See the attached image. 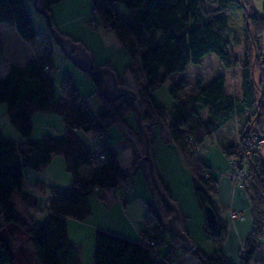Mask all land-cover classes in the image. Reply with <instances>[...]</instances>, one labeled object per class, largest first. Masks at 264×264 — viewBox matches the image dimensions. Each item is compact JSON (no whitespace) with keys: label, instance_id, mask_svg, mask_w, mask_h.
Listing matches in <instances>:
<instances>
[{"label":"trees","instance_id":"1","mask_svg":"<svg viewBox=\"0 0 264 264\" xmlns=\"http://www.w3.org/2000/svg\"><path fill=\"white\" fill-rule=\"evenodd\" d=\"M62 1L43 0L50 14L52 7ZM90 1L93 12L116 34L130 56L126 69L139 84L138 100L140 104V99L149 104L144 118H152V108L164 123L166 117L170 118L165 125L193 173L195 196L204 209L210 206L216 214V226L210 228L206 221L205 227L213 243L219 245L227 227L223 211L214 199L216 179L204 177L203 172L207 169L187 151L185 138L191 136L203 145L226 125L234 122L241 125L240 143L223 146L222 153L227 159L242 158L249 164L245 189L250 198L254 228L245 237L246 245L240 252L241 264H264L263 259H257L264 237V156L262 147L255 141L264 139L263 94L258 96L263 92L264 80V59L259 48V37L264 34V11H258L252 0ZM117 4L123 5L125 11L121 12ZM237 6L243 8L247 30L242 64L232 54L227 38L230 32L227 14ZM0 23L14 26L35 53L25 67L14 65L0 79V104L7 105L11 124L25 138L17 142L0 130V215L4 223L26 231L37 264H82L80 252L70 241L67 220L89 219L92 196L107 203L101 191L110 192L128 183L129 174L106 139L112 126H127L125 117L131 109L124 99L114 103L106 101L101 95L102 84L97 79H93L95 90L92 95L99 96L104 102L97 113L82 97L69 74L63 77L58 90L53 78V47L46 44L48 34L37 32L25 0H0ZM210 53L226 69L240 64L241 96L226 93V79L218 75L206 84L197 81L194 92L181 98L179 94L185 83L176 85L171 90L175 104L169 110L157 104L153 93L156 88L167 78L184 73L188 66L200 64ZM3 60L0 56V62ZM255 69L260 71L259 82L255 80ZM36 112L60 115L64 123L62 135L43 134L40 138L28 139L33 132L32 117ZM203 112H206V118H203ZM81 131L98 140L96 144L105 155L103 161L92 156L93 146L89 147L82 140ZM135 134L139 137L138 131ZM56 156L63 158L72 181L67 190L49 187L47 217L39 223L32 216L28 219L24 215L27 209L39 205L38 197L24 189L25 170L41 171ZM85 166L95 167L91 180L79 177ZM35 188L43 192L46 185L38 182ZM166 190L173 198L169 189ZM18 199L22 210L17 207ZM147 208L141 240H132L102 228L96 230L93 264H174L175 251L179 247L172 235L165 238L167 231L154 204H148ZM9 234L13 239L15 232L9 231ZM146 239H152L154 244H147ZM163 246L168 249L161 256L158 249ZM193 253L200 264H234L220 247L207 254L196 245ZM15 261L14 251L0 232V264H15Z\"/></svg>","mask_w":264,"mask_h":264},{"label":"rangeland","instance_id":"2","mask_svg":"<svg viewBox=\"0 0 264 264\" xmlns=\"http://www.w3.org/2000/svg\"><path fill=\"white\" fill-rule=\"evenodd\" d=\"M25 1L37 32L48 34L49 29L46 20L44 16L36 10L33 0ZM252 3L258 11H264V0H252ZM117 8L121 12L125 11L124 6L121 4H117ZM52 16L54 28L61 34L81 43L93 53L96 68L109 64L117 72L118 76H120L121 83L137 91L139 84L136 78L126 69L131 61L127 50L116 34L106 28L102 24L97 13L93 12L90 0H64L52 7ZM227 17L230 25V32L227 37L231 42L230 48L234 57L242 64L245 50V37L247 34L243 8L241 6L235 7L228 12ZM47 43H50L53 47V63L55 66L53 78L56 85L61 84L63 77L69 74L72 78V82L78 87L82 97L87 101L91 109L97 113L104 106V102L99 96L92 95L95 90L94 80L77 68L72 61L64 55L62 49L55 42L52 35H48L46 44ZM259 45L262 54L261 57L264 59V34L259 37ZM240 64L233 68L226 69L221 66L220 61L214 54H207L200 64L190 65L184 73L167 78L164 84L154 90L155 100L157 104L169 110L175 104V99L171 90L176 85L185 83V88L179 94V98H181L194 92L197 81L206 84L218 75H223L226 79V93L241 96L242 72ZM254 75L256 82H259L260 71L258 72V70L255 69ZM262 88L263 92L258 94V96L260 97L263 94L264 102V80H262ZM140 101L145 114V112H148L147 105L149 104L142 99H140ZM1 107H5L7 111L6 104H1ZM202 116L206 118V112H203ZM33 121L36 126L38 138H40L42 134L47 133L54 137H60L63 133L64 123L60 115L39 112L33 117ZM169 121H171L170 118L166 117L165 123ZM125 122L127 124V126H125L130 133L135 134L137 127L132 112L125 117ZM235 124L237 123L234 122V124H230L228 127L218 130L211 138H208L203 145H201L202 151L199 152V157L191 151L189 146H187V151L195 161L200 160L203 163L210 161L213 163L212 167L215 166L214 168H217V165L220 163H226L227 158L222 153L221 146L227 140L236 139L233 126ZM0 130L4 136L19 142L18 139L14 138L20 133L11 124L8 112L5 114L3 113V115L0 112ZM151 132L153 135L152 153L158 176L163 186L170 189L173 199L180 203L185 216L189 236L195 240L197 247L203 250V252L212 254L219 247L214 245L206 230V211L195 196L193 190V173L180 147L169 136V133L166 135L160 126H153ZM166 136H168V139H166ZM80 137L89 147H92V143L96 144L98 142L97 139L87 132L81 131ZM106 140L116 148L119 154L118 158L120 160V165L125 169L126 173L129 174V179L128 183L122 187L112 189L110 192H102L107 204L102 202L98 196L91 197V204L95 202L97 205L92 207V214L89 220L85 222L88 223L86 228H81L84 224L72 225L74 221V223L81 222L70 219L71 224L69 226L71 238L73 241H78L80 250H83L82 254L86 264H93L92 258L94 255L96 226H102V228L110 232L129 239L131 238L132 240H137V238L140 237L136 229L137 227L135 224L132 225V223H129V219L125 216L127 214L124 211L127 208L128 216L134 215L135 218L138 216L143 218L144 215H146L145 212L148 211V204H154L143 171H135L134 169L136 159L134 145L132 141L125 137L122 126L119 124L112 126L108 131ZM255 141L262 147L261 150L264 156V139H256ZM240 159L241 163L239 164ZM233 162H236L235 165ZM63 165V158L56 156L53 163L41 171L32 169L25 170L27 174L24 185L25 191L32 194L36 193L35 184L43 179H45L44 183L47 184L45 190L37 196L39 199L38 207L27 209L26 212H24V215L28 219L32 216L35 221L39 223L46 219L48 212L47 204L51 194L49 187L50 185H54L51 183V180H54V182L58 180L61 182L63 181V175L66 173L65 168H62ZM228 165L230 168L228 176L232 180L234 186L246 191L245 188L243 189L239 186V177L234 179L232 176H234L236 171L242 174L248 173L249 167L247 165L249 164L245 161L243 162L242 158H239L228 159ZM201 166H203V164H201ZM94 169V166H85L79 177L84 179L86 173L90 171V173L93 174ZM213 171L216 173V176H219L217 169ZM203 173L205 178L209 177L208 171L205 170ZM70 177H72L71 174ZM16 203L18 209L22 210L19 199ZM230 212L231 209L227 213L228 219H232L230 217ZM0 228L5 242L14 251L16 258L15 264H37L31 246V239L25 230H21L12 224L4 223L1 215ZM9 231L15 232L13 239L10 237ZM169 235L167 231L164 236L168 239ZM243 242L242 249L244 248ZM166 248L167 247L163 246L160 251L164 252Z\"/></svg>","mask_w":264,"mask_h":264},{"label":"water","instance_id":"3","mask_svg":"<svg viewBox=\"0 0 264 264\" xmlns=\"http://www.w3.org/2000/svg\"><path fill=\"white\" fill-rule=\"evenodd\" d=\"M33 4L36 10L44 16L50 34L60 46L64 55L86 75L101 82L102 97L110 103L123 99L128 103L135 119L139 137L136 134L130 133L125 125H119L122 126L125 137L132 141L134 145L136 157L134 169L135 171H143L163 227L172 235L177 246L189 252L195 250L196 242L187 232L186 220L180 203L169 196L155 167L152 153L153 135L151 128L153 126H160L167 135V126L153 108L152 118L146 120L142 106L138 100L137 91L125 84H121L117 72L109 64L96 68L91 51L81 43L61 34L54 28L52 14L46 9L43 0H33ZM240 163L241 159L239 160ZM165 210L168 211V214L165 213ZM205 211L208 226L214 228L217 223L215 212L210 206H207Z\"/></svg>","mask_w":264,"mask_h":264},{"label":"crops","instance_id":"4","mask_svg":"<svg viewBox=\"0 0 264 264\" xmlns=\"http://www.w3.org/2000/svg\"><path fill=\"white\" fill-rule=\"evenodd\" d=\"M53 23H54V21H53ZM48 35L50 36V32L48 33ZM0 56L3 57V59H5L2 63H0V79H1V78L5 77L10 72L11 68L14 65H19L21 67H25L27 65V63L35 57V53H34L32 46L20 37V35L18 34V32L14 26H10V25L5 24V23H0ZM57 87L60 90V84L57 85ZM241 94H242V92H241ZM0 112L3 115V113L5 114L8 111H6L5 107H1V104H0ZM37 113H39V112L34 113L33 117ZM42 113H47V112H42ZM33 117H32V121H33ZM231 124H234V123H231ZM229 125L230 124L226 125L225 127H228ZM233 126H234V133L236 135V139L230 140V141H228V140L225 141L224 144L221 146V149L225 145L239 144L240 143V141H241V125L239 123H237ZM35 127L36 126L34 125V121H33V132H32V135L28 139L32 140V139L38 138V136H37L38 134L36 132ZM225 127H223V128H225ZM166 137H167L166 139H168V136H166ZM14 139H18L19 141L25 140V138H22V136L20 134H18L17 137ZM92 144L96 145L95 143H92ZM113 148L116 151V148L115 147H113ZM118 156H119V154H118ZM53 160L51 163H53ZM119 162H120V160H119ZM203 165L206 167V169H207L206 171H208V175L210 177L216 179V182L214 183V187H215L214 199L217 201L218 205L220 206V208L223 211V218L225 221V225L227 227L221 244L219 245L218 243H216V244L214 243V245H217V247H220L223 250V252L225 253V255L229 258V260L232 261L234 264H241L242 259H241L240 252L242 250V242L245 239V237L254 228V225L252 222V217H251V203H250L249 195L245 190H242V189L235 187L232 180L228 176V174L230 173V168L228 165V159H227L226 163H220L219 165H217V168H214L215 166L212 167L213 163H211L210 161H208L207 163L206 162L203 163ZM63 167L65 168V164L62 166V168ZM212 169L213 170L217 169L219 176H216V173ZM91 175L92 174L90 173V171H88V173H86V176H84V180H86V181L90 180ZM63 176H64V178H63L62 182L60 180L54 182V180L50 179L51 183L54 184V185H50V186L59 187L62 190L68 189L70 184H71L72 177H70V173H68L67 171H66V173H64ZM44 180L45 179L38 181V182L44 183ZM44 184L47 185L46 183H44ZM169 191H170V189H169ZM40 193H42V191L39 192L36 189V193H33V194L38 196V194H40ZM100 194L103 195L102 191L100 192ZM102 202H104V201H102ZM94 205H97V203L93 202L91 204V201H90L91 210H92V207ZM230 209L238 211L239 213H241L244 216V218L241 220L240 219H236V220L228 219L227 213ZM124 212L127 214L125 216L127 217V219H129V223H132V225L133 224L136 225L137 232L140 235V237L137 238V240H141L143 232H144V217L142 218V217L138 216L135 218L134 215L128 216L127 208L125 209ZM147 212H145V213L147 214ZM88 220L89 219H87L85 221H80L81 223H74L75 222L74 221L72 223V225L84 224L83 226L81 225L82 226L81 228H86V225L88 223H85V222H87ZM70 222H71L70 219H68L67 225H68V234H69L70 241H71L72 245L74 246V248H76L77 251L80 252V258H81L82 264H86V262L84 261V258H83V254H82L83 250L82 249L80 250L78 241L77 240L73 241V239L71 238L72 236H71L70 226H69L71 224ZM186 227H187V224H186ZM98 228H102V226H96V230ZM102 229H104V228H102ZM187 232H188V230H187ZM261 242H262V246L258 252L257 259H263L264 260V237L262 238ZM165 247H167V246H165ZM161 248L162 247H159L158 252L162 256L166 253L168 247L166 248V250L164 252L160 251ZM182 250L183 249L180 248V249H177L175 251L176 252V258L174 260V264H200L199 259L194 255L193 251L187 252V251H182ZM92 260H93V258H92Z\"/></svg>","mask_w":264,"mask_h":264},{"label":"built area","instance_id":"5","mask_svg":"<svg viewBox=\"0 0 264 264\" xmlns=\"http://www.w3.org/2000/svg\"><path fill=\"white\" fill-rule=\"evenodd\" d=\"M186 143H187V146H189V148L191 149V151L196 155V156H198V154H199V152H201L202 150H201V145L200 144H198L196 141H195V139L193 138V137H191V136H188L187 138H186ZM92 156L96 159V160H98V161H103L104 159H105V155H104V153L102 152V150H101V148L99 147V146H97V145H93V148H92ZM199 157V156H198ZM235 163L236 162H233V164L235 165ZM248 167H249V165H247ZM249 173V172H248ZM247 172L246 173H238V171H236L235 173H234V176H232V178L234 177V179L236 178L237 179V177H239V182H240V184H239V186L241 187V188H245V182L247 181V179H248V177H249V174H248ZM230 217L232 218V219H238V218H240V219H243L244 218V216L241 214V213H239V212H237V211H235V210H231V212H230ZM147 242V244H149L150 243V245H153L154 244V241L152 240V239H149V240H147L146 241ZM245 241L243 242V247H245Z\"/></svg>","mask_w":264,"mask_h":264}]
</instances>
